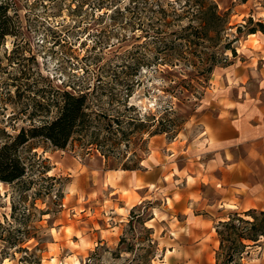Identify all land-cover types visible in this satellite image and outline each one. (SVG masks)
<instances>
[{
    "label": "rangeland",
    "instance_id": "1",
    "mask_svg": "<svg viewBox=\"0 0 264 264\" xmlns=\"http://www.w3.org/2000/svg\"><path fill=\"white\" fill-rule=\"evenodd\" d=\"M3 1L10 4L11 23L19 24L20 31L0 40V146L21 128L50 120L56 114L54 95L63 90L102 96L95 108L127 122L134 118V124L123 126H136V132L126 138L123 130L117 131L105 147L91 144L81 133L74 134L64 149L43 137L20 146L26 176L11 183L0 180V264H216V225L246 209L222 198L219 180L214 179L216 186L210 182L206 155H189L170 143L188 144L197 138L237 90L243 92L240 96L258 90L257 76L239 87L237 80L225 78L245 57L262 51L264 32L248 33V28L264 23V0H217L222 11L230 12L228 36L237 55L228 49L227 61L216 67L211 80L199 84L195 76L190 81L194 87L185 94V86L173 87L176 80L189 78L185 71L143 68L147 12L124 10L137 4L135 8H160L157 4L122 0L119 10L97 7L98 0L0 4ZM151 2L169 8L166 0ZM242 24L246 27L239 33L237 26ZM126 104L133 106L126 109ZM169 106L174 113L166 110ZM170 120L176 122L174 130L149 136ZM117 121L113 130L119 128ZM172 166L185 167L179 180ZM125 167L148 169L154 183L149 198L135 207L136 213L146 212L141 219L132 220L133 208L121 209L122 200L108 185L115 182L109 171ZM172 193L174 200L169 198ZM116 212L128 214V220H114ZM152 215L155 219L150 220ZM261 240L247 248L245 263L261 264L264 237Z\"/></svg>",
    "mask_w": 264,
    "mask_h": 264
},
{
    "label": "trees",
    "instance_id": "2",
    "mask_svg": "<svg viewBox=\"0 0 264 264\" xmlns=\"http://www.w3.org/2000/svg\"><path fill=\"white\" fill-rule=\"evenodd\" d=\"M85 1L88 0H83ZM121 1L98 0L95 4L100 8H107L106 5H108L123 10ZM135 1L137 0H132V2ZM166 1L169 8H165L158 2L144 0L147 6L157 4L160 8H135L137 4L133 8L126 6L124 10L138 11L140 9L147 12L148 24L144 32L146 49L141 60L143 68L147 69L146 72L160 66L165 67L164 69L159 68L160 72L185 71L189 78L176 80L173 86H185V89L181 90L185 94L186 90L191 91L190 86L194 87L190 81L195 76L199 84L211 80L216 67L224 65L227 61L225 53L228 49L232 50L234 56L237 55L235 47H232L233 40L228 36V30L232 27L230 26V12L222 11L217 0ZM10 8L8 2H1L0 40L9 35L15 36L20 31L19 24L11 23L12 16L8 14ZM249 20L254 24L252 18ZM237 27L238 32L242 33L246 25L242 24ZM258 30L264 32V23L261 21L248 28V33H256ZM188 69L192 70L188 71ZM136 73V75L139 74V72ZM199 78L202 79L198 80ZM131 95L127 94V98ZM101 100L102 96L92 97L90 91L85 90L80 92L63 90L58 95H54L52 104L56 109V114L50 120L39 125L33 124L28 129L21 128L15 136L0 146V180L11 183L20 181L26 176L27 167L21 161L18 150L20 146L33 138L43 137L49 140L54 147L64 149L76 133L90 138L91 144L100 147L108 145V141L112 140L117 131L123 130L126 138L133 135L136 132V126L134 128L128 126L134 124V118L131 122H127L122 120V116L111 117L107 111L95 108V102ZM127 105L126 109L133 106ZM166 110L175 112L172 106ZM115 119L118 120L117 130H113ZM125 123L128 126L124 127ZM175 127V120H170L166 124L158 125L154 131H150L149 136L171 132ZM108 128L110 132L107 131ZM102 154L107 156V150H103ZM124 169L136 170L138 168L125 167ZM136 208L131 210L132 220L135 217L141 219L142 215L146 214L145 211L136 213ZM216 230L220 241L216 264H232L233 262L247 264L243 261L245 254L250 253L247 248H251L252 244H259L264 237V210L249 209L244 213H232L228 218L218 222ZM222 257L223 260H221Z\"/></svg>",
    "mask_w": 264,
    "mask_h": 264
},
{
    "label": "crops",
    "instance_id": "3",
    "mask_svg": "<svg viewBox=\"0 0 264 264\" xmlns=\"http://www.w3.org/2000/svg\"><path fill=\"white\" fill-rule=\"evenodd\" d=\"M260 45L262 51L245 57L225 78L227 81L229 78L237 80L240 82L237 85L239 87L250 77L257 76L260 84L256 93L250 95L246 90L240 96L243 92L237 90L236 96L228 97L227 107L216 115L214 122L204 125L197 138L188 144L180 140L170 143L173 149L177 148L189 155L195 153L198 156L201 152L206 155L205 171L210 182L216 186L214 179L219 180L222 198L239 202L246 211L264 210V39ZM184 169L182 166L177 170L171 167L176 180L184 175ZM109 176L115 180L114 184L108 183L110 190L122 200L121 209L126 211L144 202L149 198V192L153 191L150 185L154 183L149 181V170L146 168L134 171L114 169L109 171ZM184 177L188 182V176ZM125 191L131 198L125 196ZM190 195H184L187 201ZM169 198L174 200L175 193ZM113 219L125 222L128 214L116 212ZM152 219H155L153 215ZM116 228L118 226L113 229ZM259 247H264V242ZM261 264H264V253Z\"/></svg>",
    "mask_w": 264,
    "mask_h": 264
}]
</instances>
